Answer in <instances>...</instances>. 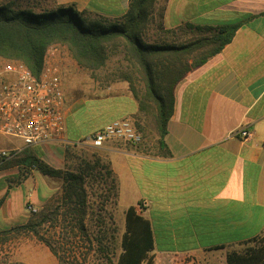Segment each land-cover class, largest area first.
<instances>
[{
  "label": "crops",
  "instance_id": "0c3cea01",
  "mask_svg": "<svg viewBox=\"0 0 264 264\" xmlns=\"http://www.w3.org/2000/svg\"><path fill=\"white\" fill-rule=\"evenodd\" d=\"M44 2L108 21L120 19L130 7V0ZM156 5L164 27L149 29V42L192 37L186 24H235L234 37L177 84L165 137L169 156H162L156 145L138 147L123 138L109 139L98 149L117 178L116 207L122 209L124 221L130 206L150 221L154 264H227L228 252L240 251L247 240L264 235V0H157ZM66 66L64 134L27 150L58 169L66 167L69 146L88 142L113 121L134 124L140 112L127 81L79 80ZM241 127L253 132L251 140L234 135ZM31 167L24 162L0 169V220L6 225L0 231L27 223L32 216L28 204L40 209L61 193L60 178ZM44 178L48 185L41 192L38 181ZM28 180L34 188L21 197L29 210L25 216L10 206L8 183L25 185ZM41 246V254L11 261L59 264L50 248ZM167 253L174 257L167 259ZM45 254V260L34 257Z\"/></svg>",
  "mask_w": 264,
  "mask_h": 264
},
{
  "label": "trees",
  "instance_id": "16d2710c",
  "mask_svg": "<svg viewBox=\"0 0 264 264\" xmlns=\"http://www.w3.org/2000/svg\"><path fill=\"white\" fill-rule=\"evenodd\" d=\"M156 4L157 0H130L128 12L116 21L86 17V13H80L71 6L36 12L30 8L15 9L12 3L0 5V57L21 60L38 75L45 51L54 43L66 45L79 67L91 72L105 68L112 57L119 56V66L112 74L127 81L138 100L140 112L134 127L138 132L146 131L141 120L150 118L157 130L156 148L162 156H169L165 137L167 123L174 110L177 84L230 43L237 26L186 24L200 34L183 42H149L145 39L148 30L164 27L162 11ZM134 144L145 146L142 142ZM28 148L31 147L5 160L0 169L29 161L42 174L62 178L63 192L45 205L38 216L34 217L32 213L27 223L0 231L1 236L10 235L13 231L32 232L58 257L59 264H82L85 261L83 257L62 255L56 241L41 234L40 228L47 223L56 230L58 228L57 243L61 245L64 242L73 244L78 232L93 243L89 230L94 227L98 251L107 256L110 264H153V229L150 221L139 214L135 206L125 211V231L119 246L114 241L116 228H105L104 208L94 209L96 201L93 197L98 190L102 191L97 194L103 202L101 204L112 200L117 205V178L108 162L98 158L84 161L82 166L72 170L58 169L28 154ZM3 202L4 197L0 199V207ZM110 231L113 232L111 239L108 238ZM110 240L113 242L109 243ZM246 242L256 244L243 251L228 252L227 264H264V235ZM0 264L25 263L2 259Z\"/></svg>",
  "mask_w": 264,
  "mask_h": 264
},
{
  "label": "built area",
  "instance_id": "2783aa9c",
  "mask_svg": "<svg viewBox=\"0 0 264 264\" xmlns=\"http://www.w3.org/2000/svg\"><path fill=\"white\" fill-rule=\"evenodd\" d=\"M67 55L66 46L59 43L49 45L38 75L21 60L0 57V134L17 138L23 145L0 149V165L23 148L62 138L66 117L62 62ZM234 135L249 141L253 132L241 127ZM112 138L134 143L142 141V135L128 119L105 125L87 141L99 147ZM28 209L36 211L31 205ZM172 257L173 253H167V259Z\"/></svg>",
  "mask_w": 264,
  "mask_h": 264
},
{
  "label": "rangeland",
  "instance_id": "374dc122",
  "mask_svg": "<svg viewBox=\"0 0 264 264\" xmlns=\"http://www.w3.org/2000/svg\"><path fill=\"white\" fill-rule=\"evenodd\" d=\"M6 3H12L13 7L15 9H25V8H30L36 12L44 11V10H50V9H55L53 8L52 5H48L47 3L44 2V0H0V5L6 4ZM90 18H97V17H91V16H86ZM192 31L193 36L189 37L183 41H188L191 38L196 37L200 33L197 31ZM190 31V32H191ZM188 34V33H187ZM166 39H170L169 36L165 35ZM147 41V40H146ZM183 41H174V42H183ZM162 43L167 42L164 38L161 39ZM63 45V44H62ZM66 46V45H64ZM68 50V55L65 57V59L62 62V67L63 64L67 62V68L70 70V73L77 76L79 80H87L89 78H94L95 80H114L115 76H113V72H115L119 66L120 63V57L119 56H114L112 57L109 61L108 64L105 68L99 69L97 71L91 72L82 68H78L75 65V60H73V57L66 46ZM5 59V58H3ZM7 59V58H6ZM77 63V62H76ZM64 67L62 68V76L63 80L65 79V72H64ZM69 75V74H68ZM67 78V77H66ZM73 80V78H72ZM71 83L69 84V86ZM70 88V87H69ZM141 125L146 131L139 132L142 135V143L145 144H151L155 145L156 139H157V130L150 118H145L142 120ZM9 141H16L18 142V146H21L22 141L13 138V137H7L4 135L0 134V149H10L13 146L17 145H10ZM154 151V150H152ZM157 151V150H156ZM68 162L67 166L64 168H67L69 170L74 169L76 166H82L84 161H95L98 158H101L102 161L107 162L103 156V153L100 152L97 146L92 145L90 142H86L83 144H76L73 146H69V151H68ZM29 170H31V163L29 161L25 162ZM40 172V170H37ZM23 174V172H22ZM31 174V173H30ZM20 176V174H19ZM52 177V176H51ZM60 178V177H56ZM32 179V178H29ZM60 183H61V193L63 192V184L64 181L62 178H60ZM25 185H21V183H13V181H9V185L11 186L10 189V198H9V204L11 207L14 208L15 211H20L24 213V215L28 216L29 215V210L24 207L22 204V194L26 192L27 197L28 193L32 191L34 188L33 181L28 180L24 182ZM1 184V182H0ZM45 185H48L47 180L40 179L38 181V187L41 192L44 191ZM10 188V187H9ZM3 190L2 187H0V191ZM102 191L98 190L95 197H93V201H96V204L94 205L95 211H98L99 207H103L104 210L102 211V214L105 215V228L106 229H114L116 228V232L114 233L115 235V243L117 246H119L120 238L125 231V221H124V214L122 213V209H117L116 205L112 202V200H109L108 202H105L104 204H101V202L98 198V195L101 194ZM98 194V195H97ZM59 195H55L54 198L58 197ZM30 201V200H29ZM51 202V201H50ZM46 203L45 205L50 204ZM43 205L40 209H36L35 212L31 211V214H34V217L38 216L42 210V208L45 206ZM113 217L111 220L110 217ZM61 221L59 220V223ZM5 224L1 223L0 220V228L5 227ZM59 229L53 228L50 226L49 223L43 224L40 228L41 234L47 236L48 238L56 241V246H59V249L61 250L62 255H78L83 257L85 261L82 262V264H110L108 261L107 256H105L103 253H100L98 251V244L94 241V238L96 237V231H94V227H91L89 230V235L93 241V243L88 242V238L84 237L81 235L80 232L77 234L79 235L78 237L75 238L73 244H68L65 243L59 245L58 242V237H59ZM113 232L108 233V238L111 239ZM113 240H110L109 243H112ZM41 241L37 239V237L32 233V232H19V231H13L10 235L7 236H1L0 235V260L6 259L8 261L12 260V257L14 259L16 258H23L26 257L27 254L29 253H35V254H41L42 252V246H41ZM108 243V244H109ZM255 242H245L244 245L242 246L240 251H243L249 247L255 246ZM45 251L46 248H44ZM64 249V250H63ZM64 251V252H63ZM120 252V249L117 248V253ZM48 253V252H47ZM35 258H41L45 260V256L43 255L42 257L39 256H34ZM110 257L112 260H115V258L110 254ZM71 261V260H69ZM152 263L154 264V259L152 255Z\"/></svg>",
  "mask_w": 264,
  "mask_h": 264
}]
</instances>
